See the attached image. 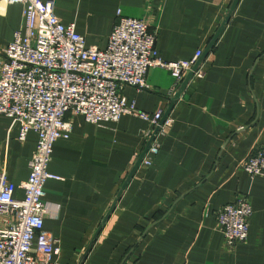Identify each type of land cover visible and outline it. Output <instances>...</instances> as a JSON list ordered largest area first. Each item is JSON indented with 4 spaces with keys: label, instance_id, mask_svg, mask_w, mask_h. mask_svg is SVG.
Wrapping results in <instances>:
<instances>
[{
    "label": "crops",
    "instance_id": "0c3cea01",
    "mask_svg": "<svg viewBox=\"0 0 264 264\" xmlns=\"http://www.w3.org/2000/svg\"><path fill=\"white\" fill-rule=\"evenodd\" d=\"M40 1H52L55 16L74 24L87 46L105 49L120 12L154 32L164 62L188 61L201 51L171 108L181 86L173 92L167 70H148L149 89L123 90L138 111H163V120H171L154 136L159 149L149 166H137L151 138L145 134L156 129L147 122L123 115L95 126L66 115L71 135L54 143L48 164L59 179L45 184L43 224L57 240V261L264 264V177L251 178L240 166L264 149V0H239L209 49L233 0ZM21 24V6L0 2V64ZM19 130L0 116V171L12 196L22 199L37 136L29 132L20 142ZM241 200L251 207L248 236L230 245L216 212Z\"/></svg>",
    "mask_w": 264,
    "mask_h": 264
},
{
    "label": "built area",
    "instance_id": "2783aa9c",
    "mask_svg": "<svg viewBox=\"0 0 264 264\" xmlns=\"http://www.w3.org/2000/svg\"><path fill=\"white\" fill-rule=\"evenodd\" d=\"M0 2L22 8L21 27L2 50L5 61L0 64V116L19 125L20 142L29 132L37 136L28 178L20 185L22 199L12 196L6 173L0 171V264H61L57 261V240L44 230L43 223L47 210L45 184L59 179L48 172L53 145L68 139L72 132L66 115L82 116L95 126L131 115L158 128L156 135L163 134L171 126V120H163V111L153 116L138 111L123 90L149 89L148 70L161 68L174 79V92L198 62L201 51L188 61L164 62L157 56L154 32L143 21L120 12L105 49H99L87 46L74 24H63L55 16L52 1ZM151 135L150 131L145 134L146 138ZM158 149L152 141L142 162L151 165V156ZM240 166L251 178L264 177V149L248 156ZM250 215L246 200L222 206L216 212L228 244L247 239Z\"/></svg>",
    "mask_w": 264,
    "mask_h": 264
},
{
    "label": "water",
    "instance_id": "95a60500",
    "mask_svg": "<svg viewBox=\"0 0 264 264\" xmlns=\"http://www.w3.org/2000/svg\"><path fill=\"white\" fill-rule=\"evenodd\" d=\"M238 2H239V0H233L232 5H231V7H230V10H229V12H228V14H227V17H226V19H225L223 25L221 26V28H220V30L218 31V33L215 35V37H214L212 43L208 46V49H209V48L213 45V43L217 40V38H218V36H219V34H220V32H221V30H222L224 24H226L227 21L229 20V17H230V15H231V13L234 11V9H235V7H236V5H237ZM199 62H200V61H198V62L195 64V66L192 68V70L188 73V75H187L186 78L184 79V81H183L181 87L179 88V91L175 94L174 98L172 99V103H171L170 108L173 106V103L175 102V100H177V99L180 97L181 93H182V92L184 91V89L186 88V86H187L188 82L190 81V79L192 78L194 72L197 70V68H198V66H199ZM170 108H169V109H170ZM160 124H162V122H160ZM157 131H158V128L155 129V132L153 133V135L151 136L149 142L147 143V147H146V149H145V152H143V153L141 154L139 160L137 161V166L141 163L142 158L144 157V155L146 154L147 150L149 149V146H150V144L152 143V141H153V139H154V136H155V134L157 133Z\"/></svg>",
    "mask_w": 264,
    "mask_h": 264
}]
</instances>
